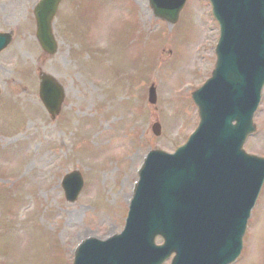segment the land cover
Masks as SVG:
<instances>
[{
    "label": "rangeland",
    "instance_id": "374dc122",
    "mask_svg": "<svg viewBox=\"0 0 264 264\" xmlns=\"http://www.w3.org/2000/svg\"><path fill=\"white\" fill-rule=\"evenodd\" d=\"M36 1L0 0V33L12 37L0 54V264H71L79 234L119 232L145 154L173 152L195 129L190 94L215 61L208 0H186L175 23L156 18L148 0H62L53 55L35 38ZM40 73L63 90L54 118ZM257 120L245 150L264 154V110ZM77 170L83 187L66 201L62 176ZM250 222L234 264H264V192Z\"/></svg>",
    "mask_w": 264,
    "mask_h": 264
},
{
    "label": "water",
    "instance_id": "95a60500",
    "mask_svg": "<svg viewBox=\"0 0 264 264\" xmlns=\"http://www.w3.org/2000/svg\"><path fill=\"white\" fill-rule=\"evenodd\" d=\"M59 1L39 0L33 10L36 38L49 54L57 48L51 21ZM183 2L150 0L155 14L170 21ZM210 3L220 36L212 76L192 93L200 118L196 130L172 154H147L123 231L84 241L74 264H161L173 252L171 264H229L238 256L264 179V160L241 151L254 130L251 117L264 83V0ZM10 40V33H0V50ZM40 78L41 98L55 114L63 90L52 77ZM81 185L77 172L67 174V199L74 200ZM157 236L162 245L155 244Z\"/></svg>",
    "mask_w": 264,
    "mask_h": 264
},
{
    "label": "bare ground",
    "instance_id": "6f19581e",
    "mask_svg": "<svg viewBox=\"0 0 264 264\" xmlns=\"http://www.w3.org/2000/svg\"><path fill=\"white\" fill-rule=\"evenodd\" d=\"M88 234H89V233H87V232H82L81 234L78 235V236L82 235V236H80V237L78 238V240H81V239L87 237Z\"/></svg>",
    "mask_w": 264,
    "mask_h": 264
},
{
    "label": "flooded vegetation",
    "instance_id": "af4514ba",
    "mask_svg": "<svg viewBox=\"0 0 264 264\" xmlns=\"http://www.w3.org/2000/svg\"><path fill=\"white\" fill-rule=\"evenodd\" d=\"M243 147H244V149H245V147H246V144H245Z\"/></svg>",
    "mask_w": 264,
    "mask_h": 264
}]
</instances>
